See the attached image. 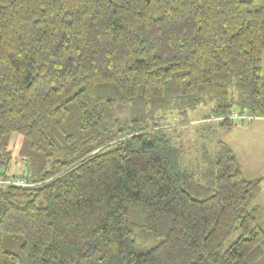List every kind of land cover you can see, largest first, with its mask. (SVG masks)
<instances>
[{
	"label": "trees",
	"instance_id": "obj_1",
	"mask_svg": "<svg viewBox=\"0 0 264 264\" xmlns=\"http://www.w3.org/2000/svg\"><path fill=\"white\" fill-rule=\"evenodd\" d=\"M263 58L264 0H0V264H264L261 180L168 131L264 118Z\"/></svg>",
	"mask_w": 264,
	"mask_h": 264
},
{
	"label": "rangeland",
	"instance_id": "obj_2",
	"mask_svg": "<svg viewBox=\"0 0 264 264\" xmlns=\"http://www.w3.org/2000/svg\"><path fill=\"white\" fill-rule=\"evenodd\" d=\"M209 109L201 105L188 114V122L180 120L177 127L168 130L169 134L176 142H181L185 150V165L193 169L201 166L204 152L216 154L223 145L231 148L238 158L245 179L261 180V192L252 206L258 209V220L264 227V118L253 115L250 121L235 120L228 127L222 125ZM21 143L18 141L17 148ZM21 170L22 167L16 166L14 171L20 175ZM239 235L240 231L236 230L226 246ZM8 248L17 251L14 244L8 243Z\"/></svg>",
	"mask_w": 264,
	"mask_h": 264
},
{
	"label": "built area",
	"instance_id": "obj_3",
	"mask_svg": "<svg viewBox=\"0 0 264 264\" xmlns=\"http://www.w3.org/2000/svg\"><path fill=\"white\" fill-rule=\"evenodd\" d=\"M232 118L234 120H252L254 117L251 114H239L237 111L233 113ZM10 182V181H9ZM14 183H16L17 185H25L26 181H24V179H19L18 181H15Z\"/></svg>",
	"mask_w": 264,
	"mask_h": 264
},
{
	"label": "crops",
	"instance_id": "obj_4",
	"mask_svg": "<svg viewBox=\"0 0 264 264\" xmlns=\"http://www.w3.org/2000/svg\"><path fill=\"white\" fill-rule=\"evenodd\" d=\"M263 74H264V58H263Z\"/></svg>",
	"mask_w": 264,
	"mask_h": 264
}]
</instances>
